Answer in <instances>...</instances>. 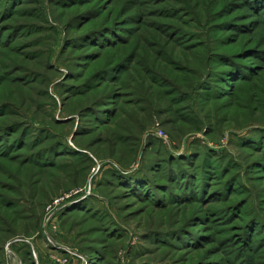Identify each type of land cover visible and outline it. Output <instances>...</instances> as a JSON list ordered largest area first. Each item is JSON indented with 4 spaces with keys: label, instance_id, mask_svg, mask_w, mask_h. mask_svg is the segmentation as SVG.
<instances>
[{
    "label": "rangeland",
    "instance_id": "1",
    "mask_svg": "<svg viewBox=\"0 0 264 264\" xmlns=\"http://www.w3.org/2000/svg\"><path fill=\"white\" fill-rule=\"evenodd\" d=\"M0 264H264V0H0Z\"/></svg>",
    "mask_w": 264,
    "mask_h": 264
},
{
    "label": "built area",
    "instance_id": "2",
    "mask_svg": "<svg viewBox=\"0 0 264 264\" xmlns=\"http://www.w3.org/2000/svg\"><path fill=\"white\" fill-rule=\"evenodd\" d=\"M57 203H59V200L54 201V204H55V205H57Z\"/></svg>",
    "mask_w": 264,
    "mask_h": 264
}]
</instances>
